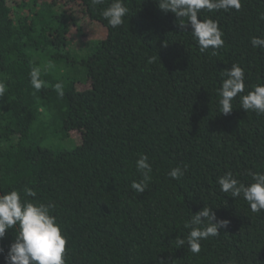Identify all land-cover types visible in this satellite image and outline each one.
Masks as SVG:
<instances>
[{
  "label": "trees",
  "instance_id": "16d2710c",
  "mask_svg": "<svg viewBox=\"0 0 264 264\" xmlns=\"http://www.w3.org/2000/svg\"><path fill=\"white\" fill-rule=\"evenodd\" d=\"M109 3L63 0L106 32L78 57L67 34L80 26L55 0H0V82L7 86L0 192L55 205L66 264H264V211L253 213L215 183L226 171L245 183L248 170L264 172V115L246 112L239 96L223 115L216 91L232 63L245 70V93L264 83V48L250 44L264 39V0H242L238 11L202 9L198 18L216 20L225 42L204 52L190 23L182 28L156 0H124L129 12L116 28L101 15ZM33 66L49 85L39 91L29 80ZM56 83L63 97L50 87ZM73 132L80 134L73 149L54 143ZM139 153L152 165L142 193L130 188L141 179ZM178 165L187 171L175 180L167 172ZM25 186L35 198L25 197ZM205 205L227 227L202 240L198 254L176 248L188 231L184 221ZM15 235L10 228L0 239V264Z\"/></svg>",
  "mask_w": 264,
  "mask_h": 264
},
{
  "label": "clouds",
  "instance_id": "9594fccd",
  "mask_svg": "<svg viewBox=\"0 0 264 264\" xmlns=\"http://www.w3.org/2000/svg\"><path fill=\"white\" fill-rule=\"evenodd\" d=\"M105 2L106 0H91V6L95 8ZM156 3L165 13H174L182 28L190 23L191 34L201 52L210 48L219 49L225 42L218 22L211 18H198L200 11L207 9L209 12H228L233 9L238 11L242 7V0H156ZM128 12L124 0H111L102 9L101 15L110 27L116 28L124 23ZM260 18L264 19V14ZM185 19L187 23L184 22ZM250 44L253 48H264V39L253 36ZM156 58L157 56L149 58L148 62L152 63ZM41 71L40 67L33 66L29 73L30 84L37 91L49 86L41 79ZM220 73L222 81L216 90L219 96V113L229 115L233 110V100L239 96L240 106L246 112L253 111L257 115H264V83L251 85L250 90L245 93V70L239 63H232L229 69ZM50 87L63 97L62 83ZM6 91V84L0 82V98L5 96ZM135 165L141 179L132 181L130 188L136 193H142L147 188V182L151 180L152 165L149 157L143 153L138 154ZM186 171V165L183 168L178 165L171 168L167 175L179 180ZM246 175L250 178L247 183L236 178L231 171H226L216 178L215 183L221 192L233 198L242 197L253 213H260L264 211V172L248 170ZM22 191L25 197H36V192L27 186ZM54 208L55 205L51 202L22 198L20 191L16 189L0 192V239H3L6 230L10 228L16 233L14 242L8 247L5 264H66L67 237L53 214ZM228 224V220H217L215 213L205 205L184 221L183 227L188 231L186 236L175 238L176 248L187 245L190 252L198 254L201 251V241L220 235L218 229L225 228ZM0 253H4L3 248H0Z\"/></svg>",
  "mask_w": 264,
  "mask_h": 264
},
{
  "label": "rangeland",
  "instance_id": "374dc122",
  "mask_svg": "<svg viewBox=\"0 0 264 264\" xmlns=\"http://www.w3.org/2000/svg\"><path fill=\"white\" fill-rule=\"evenodd\" d=\"M57 2V6H60L61 10H66L71 12V15L76 19L77 25L80 26L81 33H78L74 27L69 29L67 34L68 39L70 40V48L72 50V54L81 57L85 54L86 50L84 49L82 52L83 46L90 40L96 41L101 40L105 37L106 32L104 28L98 23L90 21L80 10L79 5L75 4H67L62 6L63 0H55ZM56 6V8H58ZM89 86V83L82 82L77 85V87L82 90ZM80 142V134L77 132L70 133V137L64 142H54L58 144V147L62 149L71 150Z\"/></svg>",
  "mask_w": 264,
  "mask_h": 264
}]
</instances>
